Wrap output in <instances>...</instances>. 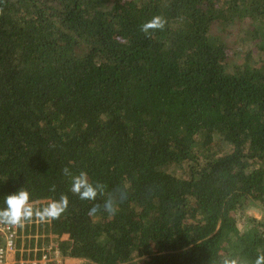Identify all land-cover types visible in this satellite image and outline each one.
Here are the masks:
<instances>
[{
	"label": "trees",
	"instance_id": "1",
	"mask_svg": "<svg viewBox=\"0 0 264 264\" xmlns=\"http://www.w3.org/2000/svg\"><path fill=\"white\" fill-rule=\"evenodd\" d=\"M81 171L95 199L71 191ZM21 187L67 204L16 224L17 248L254 264L264 219L235 213L264 210V0H0V207Z\"/></svg>",
	"mask_w": 264,
	"mask_h": 264
},
{
	"label": "clouds",
	"instance_id": "2",
	"mask_svg": "<svg viewBox=\"0 0 264 264\" xmlns=\"http://www.w3.org/2000/svg\"><path fill=\"white\" fill-rule=\"evenodd\" d=\"M162 26L163 21L156 17L146 23L143 28L147 31L150 28ZM64 171L66 174L68 173V169ZM71 191L78 194L81 199L92 200L95 199L98 192L102 191V185L90 182L88 174L81 171L79 174L71 176ZM29 201L30 193L23 187L6 194L3 198V206L0 207V221L16 225L31 219L33 216L38 217L41 221L56 219L65 210L67 204L66 198L63 196L59 200H50L39 209L33 208ZM104 208L110 214L115 212L111 201H106ZM221 264H238V262L235 259L226 257L222 259ZM254 264H264V255H257Z\"/></svg>",
	"mask_w": 264,
	"mask_h": 264
},
{
	"label": "rangeland",
	"instance_id": "3",
	"mask_svg": "<svg viewBox=\"0 0 264 264\" xmlns=\"http://www.w3.org/2000/svg\"><path fill=\"white\" fill-rule=\"evenodd\" d=\"M231 52V51H230ZM257 54V53H256ZM232 55V54H231ZM253 55H255V52H253ZM232 56H230L231 58ZM242 55L240 57H233V60L231 59L232 63L239 61L242 59ZM178 169H175L174 171L176 172ZM248 217H252L256 220H262L264 219V210L261 209L260 204L255 203V204H251L248 205L246 208H244L243 210H239L235 213V220H236V224L238 228H242V226H246L248 224ZM37 236H35L34 238V242L33 244H37L36 238ZM43 237V236H41ZM28 238H30V236H28ZM56 237L53 235H48V240L47 241H42L41 242V246L38 248L37 246L33 245L32 247H27V248H23V251H25V256L29 259H39L40 256H37V251L40 250L42 253H46L47 254V262L46 264H51V263H56V264H83L84 261L82 259H70L67 257H63L61 254H59L57 248H56V242L54 241ZM23 241L21 243V248ZM25 249V250H24ZM32 252V255L30 256L29 253ZM22 253L16 254L14 253L13 256L17 259L22 255Z\"/></svg>",
	"mask_w": 264,
	"mask_h": 264
},
{
	"label": "built area",
	"instance_id": "4",
	"mask_svg": "<svg viewBox=\"0 0 264 264\" xmlns=\"http://www.w3.org/2000/svg\"><path fill=\"white\" fill-rule=\"evenodd\" d=\"M16 225L0 221V264H46L48 258L46 253H41L38 259L15 258L14 253H22L23 248L16 246ZM23 255V254H22Z\"/></svg>",
	"mask_w": 264,
	"mask_h": 264
}]
</instances>
